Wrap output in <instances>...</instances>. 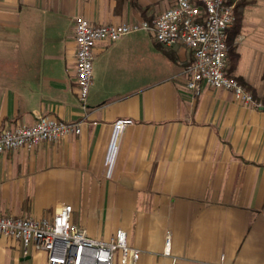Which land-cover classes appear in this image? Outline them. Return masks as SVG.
I'll list each match as a JSON object with an SVG mask.
<instances>
[{"label":"crops","instance_id":"obj_1","mask_svg":"<svg viewBox=\"0 0 264 264\" xmlns=\"http://www.w3.org/2000/svg\"><path fill=\"white\" fill-rule=\"evenodd\" d=\"M230 1L239 27L227 30L228 74L264 100V0ZM173 2L0 0V128L45 115L80 122L57 142L0 153V213L49 217L70 204L71 221L94 239L124 229L140 251L134 264H264V111L222 88H187L190 50L143 31L94 45L92 83L78 100L75 19H150ZM118 119L130 123L108 166ZM0 264L46 257L4 238Z\"/></svg>","mask_w":264,"mask_h":264},{"label":"built area","instance_id":"obj_2","mask_svg":"<svg viewBox=\"0 0 264 264\" xmlns=\"http://www.w3.org/2000/svg\"><path fill=\"white\" fill-rule=\"evenodd\" d=\"M236 18L230 0H174L173 4L150 19L131 22L95 24L83 17L74 23L75 77L77 97L85 104L93 73V47L98 41L114 42L136 32L150 31L154 41L164 47L180 45L191 53L185 66L186 87L198 92L203 83L230 91L236 100L264 111V100L256 98L238 79L230 76L226 31ZM129 119H118L106 151L110 166L120 133ZM80 132V122L53 116H40L26 125L0 128V153L20 148L32 149L42 142H57ZM72 205L62 204L49 217H22L0 213V240L19 241L23 253L30 248L45 253L46 264H113L119 251L122 264H134L139 249L127 243V233L118 228L108 240L94 239L71 221ZM171 234L166 233L164 254L170 255ZM168 264H184L173 257ZM218 264H226L220 262Z\"/></svg>","mask_w":264,"mask_h":264},{"label":"trees","instance_id":"obj_3","mask_svg":"<svg viewBox=\"0 0 264 264\" xmlns=\"http://www.w3.org/2000/svg\"><path fill=\"white\" fill-rule=\"evenodd\" d=\"M115 1H116V8H119L122 5V3L124 2V0H115ZM232 27H233L232 33H235V31H237V29L239 27V19H238L237 16L235 18V21H234ZM227 30H229V28ZM226 44H227V47H228V56H230V58H235L236 54L234 53L233 48H232L229 40L227 39V31H226ZM241 83L244 86H246V88H248L253 93V90H251V88L248 85H246L243 82H241Z\"/></svg>","mask_w":264,"mask_h":264},{"label":"rangeland","instance_id":"obj_4","mask_svg":"<svg viewBox=\"0 0 264 264\" xmlns=\"http://www.w3.org/2000/svg\"><path fill=\"white\" fill-rule=\"evenodd\" d=\"M143 32H148V33H151L150 31H144V30H143Z\"/></svg>","mask_w":264,"mask_h":264}]
</instances>
